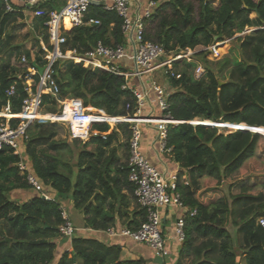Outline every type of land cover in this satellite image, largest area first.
Instances as JSON below:
<instances>
[{"label":"trees","instance_id":"trees-1","mask_svg":"<svg viewBox=\"0 0 264 264\" xmlns=\"http://www.w3.org/2000/svg\"><path fill=\"white\" fill-rule=\"evenodd\" d=\"M153 1L157 6L146 23L145 40L174 52L235 37L241 56L238 61L206 62L205 74L198 80L187 71H177L180 79L170 80L175 90L168 98L169 113L179 124L169 127L167 147L181 175H188L189 184L178 188L182 204L196 210L194 217L186 218L185 240L175 264L184 258L190 264H240L241 259L244 264H264V229L258 224L264 219V0H194L199 7L197 21L190 1ZM21 17L0 5V112L7 106L13 115L21 112L27 97V69L33 62L41 66L44 55L39 39L34 40L39 50L33 58L23 45L13 43L16 19ZM88 18L97 19L100 25L65 28L63 52L81 54L99 41L124 43L117 14L93 5ZM44 20L33 19L32 24L48 41ZM19 53L28 62L20 61L22 67L13 64ZM195 55L206 61V52ZM224 70L226 80L219 78ZM53 71L60 94L58 99L42 96L43 106L51 108L46 114L58 111V101L77 99L85 112L113 119L86 115L77 102L65 103L64 112L57 115L33 112L30 119L55 123L30 124L21 156L29 173L55 192V199L38 194L21 202L13 199L16 191L29 187L18 173L20 157L11 148L0 149V224L5 223L0 225V264H50L63 222L61 204L68 198L82 211L86 228L95 231H105L117 221L134 231L145 222L146 213L136 204L134 187L127 178L131 124H108L134 116L135 98L131 91L122 90L124 79L71 61L58 62ZM36 78L38 74L31 78V90L38 83ZM11 86L14 96L7 97ZM90 121L108 123L91 125L90 133L97 135L80 144L74 171L63 160L64 153H72V145L59 137L57 123L68 126L70 136L77 138L73 144L85 140L81 138L86 137ZM207 122L225 125L230 133H218L217 128L206 127ZM89 145L92 149H86ZM124 145L127 154L120 156L117 147ZM228 224L239 228L236 245L226 229ZM72 238V253L64 252L58 264H145L142 259L123 260L118 245ZM237 250L242 254L238 256Z\"/></svg>","mask_w":264,"mask_h":264},{"label":"built area","instance_id":"built-area-1","mask_svg":"<svg viewBox=\"0 0 264 264\" xmlns=\"http://www.w3.org/2000/svg\"><path fill=\"white\" fill-rule=\"evenodd\" d=\"M135 6L131 10V6ZM6 12L22 16V19H44L43 27L46 29L49 47L40 41L43 51L44 67L42 75L38 74L32 65L27 69L25 88L27 97L23 100L21 112L16 115H26L29 111L39 113L43 106V95H50L58 99L60 91L53 74L54 66L62 61H71L85 69L100 70L108 74L124 79L122 90H129L135 98V113L133 117L121 118L131 124V137L128 142L127 158V178L134 187V198L138 207L145 211V222L137 230L128 228H108L105 232L110 237L127 238L134 243L148 247L157 257L167 259L171 256L168 238L162 229L163 208H179L183 211L174 222L173 238L179 244L185 240V221L196 215L195 209L186 208L181 201L179 184L187 186V178L181 175V169L159 170L149 163L141 152V125H153L156 130V141L159 147L158 154H165L171 158L170 149L167 147L168 129L170 126H177L179 122L172 119L169 113L168 98L172 91L170 87L160 82V78L165 81L180 79V74L175 69V64L180 61L191 62L192 57L199 52H211L218 57L220 43H214L208 47H197L193 50L166 51L163 45L145 40L146 23H148L156 9L157 3L148 0L143 8L138 0H0ZM31 5V7H27ZM61 5L59 13L54 11V7ZM97 5L103 12L117 14L121 19V33L124 43L120 45H104L101 41L84 53H77L76 50L62 51L61 46L65 44L63 36L64 29H76L82 26H98L100 22L94 18H88L89 9ZM66 23L68 26L66 27ZM33 29V28H32ZM247 33V31H246ZM241 36L244 33L240 34ZM239 35V36H240ZM227 42V41H225ZM132 63L134 70L123 71L121 64L124 61ZM22 64H27V60L22 57ZM35 63V62H33ZM32 63V64H33ZM36 64V63H35ZM123 65V64H122ZM126 67V66H125ZM38 74L39 80L35 90H31V78ZM205 74L201 65H196L193 77L198 80ZM15 89L11 86L6 91L7 97L14 96ZM67 102H77L81 111L89 116L91 114L84 111L82 102L77 99H65L58 101L60 112H64V104ZM152 107L159 112L158 117L143 115L144 111ZM9 107H5L0 112V149L11 148L14 155L20 157L17 163L18 173L34 193L44 198H52L49 190L42 185L33 173H29L24 162L19 141L26 142L28 135L27 128L35 122V119H26L25 122H17L13 119ZM122 120V121H123ZM13 121L16 124H13ZM118 122V121H117ZM116 122V123H117ZM124 122V121H123ZM94 123H108L106 121H90L88 127ZM88 128L87 137L90 133ZM96 136V133H91ZM73 138V137H72ZM77 139V138H74ZM62 224L58 228L59 236L72 239L76 230L68 219L65 207H61ZM258 224L264 229V219H259Z\"/></svg>","mask_w":264,"mask_h":264},{"label":"rangeland","instance_id":"rangeland-1","mask_svg":"<svg viewBox=\"0 0 264 264\" xmlns=\"http://www.w3.org/2000/svg\"><path fill=\"white\" fill-rule=\"evenodd\" d=\"M138 1L141 4V6L144 8L146 6L148 0H138ZM186 1H190L193 4V7H194L193 18H194V21H197L198 20V10H199L198 2L194 1V0H186ZM134 6L135 5L132 4L131 10L133 9ZM61 8H62L61 5H57L53 9H54L55 12L59 13ZM251 17H253V16H251ZM31 19L32 18H29V17L26 18V19H22V17L16 19V26H14L15 31L13 32L14 28H12L11 33L13 32V34H14L13 43L14 44H18V45H23L26 50L30 51L31 58H33V56L36 55L38 53V50H39V47L37 46V44H35L34 40H38L39 39V45H40V41L41 40H42V42L45 43V45H48V43H47L48 41L43 36L44 32L40 28H34V26H33L34 24H32V20ZM150 25H151V28H152L153 24H150ZM34 29H35V31H34ZM152 30L155 31V28H153ZM36 32L38 33V35H37ZM234 38L235 37H233L230 40H225L227 42L224 41L223 44H219L220 46L218 48V57L213 56V53L207 51L206 52L207 56H206V61L205 62H203L202 58L196 57V55H195V56L192 57L191 62H189L190 65H188L187 64L188 62H186V61H180V62L177 63V67L175 69L178 72L187 71L189 76L193 77L194 69H195L196 65H201L204 68V70H206L205 67L208 66V64L206 62L217 63L218 61H220V60H222L224 58H228L231 61L240 60L241 56H240V52H239V49H238V43L233 40ZM61 49H63V46H61ZM20 57H21V53H19V55L14 58L13 64L22 67L23 65L20 63V61H21ZM198 60H200V61H198ZM121 68H122L123 71H132V70H134V67L132 65L125 67L124 65L121 64ZM213 69H215V68H213ZM214 71H216V70H214ZM156 75H157L158 78H160V82L165 84L166 87H170V90L172 92L175 90V89H173L171 87L169 81H165V80L161 79V77H159L160 76L159 73H156ZM220 75L221 76L219 78L226 80L228 78L227 70H224L222 73H220ZM35 80L38 81V78H36ZM50 109H51L50 106H42L39 112L43 113V114H46V112L50 111ZM57 109H58V111L56 113H54V114L50 113V114L51 115L59 114L60 113V108L57 107ZM46 115H48V114H46ZM22 116L23 115H14L13 119H15L17 122H25L26 119L24 117H22ZM123 121L127 122L126 120H123ZM35 122L42 123V124L55 123V122L40 121L39 119H35ZM196 122H191V125H193V126L198 125V123H196ZM108 124L110 126H114L117 123L114 122V123H108ZM57 125H58V129H59V137L61 139H66L67 142L72 145V150H73L72 153H70L69 151L64 153L63 154V160L65 162H67V164L69 166H71L72 169L75 171L76 170V161H77V157H76L77 155L76 154H77V152L79 150L82 149V146L80 144L87 142L90 139V136H91L90 134L91 133H89L88 137H87V134H86L87 138L86 137L81 138V139H85L86 138L85 140L78 139L81 142L75 141L77 144L76 143L72 144V140L74 138H72L70 136L68 126L66 124H64V123H57ZM206 127H208V128H217L218 129V133H223V134L230 133V131H228L227 126L220 125L218 123H208L207 122L206 123ZM88 128L90 129V126ZM243 131H248V130H243ZM121 141H123V137L120 138V142ZM155 141H154V144L151 145L150 149L152 151L154 150L153 152H154L155 158L159 161L160 165L161 164L163 165V163H161V162L164 161L165 159L169 160L170 158H168V156L165 155V154H158L159 156H157L156 153L158 152L157 148L159 147V145H158V142H155ZM19 143H20V151L23 152V149H24V146H25V142L19 141ZM92 147L93 146L89 145L86 149H92ZM123 147H125V145L117 147V151H118V154L120 156H123V154H127V152H125ZM155 151H157V152H155ZM126 158H128V157H126ZM148 161H149V163L151 165L153 164L150 160H148ZM159 166H157L158 168L157 167L156 168L159 169L160 168ZM159 170H162V169H159ZM224 190H226V187L224 188ZM13 197H14L13 199L21 202V198L22 197H18V196L17 197L13 196ZM70 200H71L70 198L65 200V203H64L65 205L63 206L61 204V207H65V210L67 211V214H68V219H69L70 223L72 224V226L74 228H81L83 226V222H84L83 221V214H82L81 210L75 209L71 205V201ZM0 225H1V228H2V227L5 226V223H1ZM230 225H229V228L231 230L232 227ZM62 238H64V237H62Z\"/></svg>","mask_w":264,"mask_h":264},{"label":"crops","instance_id":"crops-1","mask_svg":"<svg viewBox=\"0 0 264 264\" xmlns=\"http://www.w3.org/2000/svg\"><path fill=\"white\" fill-rule=\"evenodd\" d=\"M124 66H130L132 63H129L127 60L122 63ZM40 113V112H39ZM43 114V113H40ZM46 115V114H44ZM50 115V114H48ZM143 115H149L151 117H158L159 112L154 109L152 110V107L148 105V108L144 111ZM41 121V120H40ZM142 130V137H141V152L142 154L150 160L154 167H157L160 165L159 161L154 156V150L152 151L150 149L151 145L154 144V141L157 139L155 126L153 125H141ZM87 138V137H86ZM85 138V139H86ZM157 152V151H155ZM157 156L158 152L156 153ZM161 163L159 169L165 170H174V169H180L178 167V164H175L171 158L169 160H164ZM158 168V167H157ZM188 179V175H184ZM49 193L52 198L55 199V192L53 190H49ZM15 197H22V200H28L29 198L35 196V193L31 189H26L22 191H16L14 194ZM72 205V202H71ZM82 212V211H81ZM183 211L179 208L171 207V208H163L161 209L162 214V229L164 231V234L166 238H168V244L170 246V250H172V255L167 259H162L157 257L148 247L142 244H137L132 242L131 240L127 238H119V237H110L106 234L105 231H95L89 228H86L84 222L83 226L81 228H75L76 232L74 234V238H84V239H96L100 242H102L105 245H118L121 247V256L122 259L125 261L128 260H138L142 259L145 264H175L177 257H178V250L181 246V244L177 243L175 239L173 238V229H174V222L176 218L181 215ZM230 225V224H229ZM229 225H227L226 229L231 235L234 244L237 243V233L239 228L230 225L232 228L230 230ZM124 228L123 225L119 221H117L113 226L109 228L119 229ZM73 239V238H72ZM72 239L68 238H62L61 236L57 237L55 239L56 249L54 253V260L50 264H58V262L61 259V256L64 252L72 253ZM244 247V246H243ZM236 249L237 246H235ZM237 255L242 254L241 251H236ZM239 260V257H238ZM180 264H190V260L188 258L180 259ZM240 264H244V260H240Z\"/></svg>","mask_w":264,"mask_h":264},{"label":"water","instance_id":"water-1","mask_svg":"<svg viewBox=\"0 0 264 264\" xmlns=\"http://www.w3.org/2000/svg\"><path fill=\"white\" fill-rule=\"evenodd\" d=\"M27 7H31V5H27ZM32 66L34 67V68H36V70L38 71V74L39 75H42V73H43V70H44V67H39V66H37L35 63H33L32 64ZM220 84H222V83H220ZM118 122H123V121H118ZM117 122V123H118ZM44 198V197H43Z\"/></svg>","mask_w":264,"mask_h":264},{"label":"bare ground","instance_id":"bare-ground-1","mask_svg":"<svg viewBox=\"0 0 264 264\" xmlns=\"http://www.w3.org/2000/svg\"><path fill=\"white\" fill-rule=\"evenodd\" d=\"M33 114V111H29L27 114H26V119H30L31 115ZM25 115H23L22 117H24Z\"/></svg>","mask_w":264,"mask_h":264},{"label":"clouds","instance_id":"clouds-1","mask_svg":"<svg viewBox=\"0 0 264 264\" xmlns=\"http://www.w3.org/2000/svg\"><path fill=\"white\" fill-rule=\"evenodd\" d=\"M36 194V193H35Z\"/></svg>","mask_w":264,"mask_h":264}]
</instances>
